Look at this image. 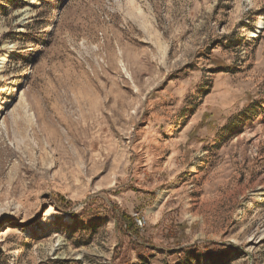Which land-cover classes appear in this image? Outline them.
I'll return each mask as SVG.
<instances>
[{
	"label": "rangeland",
	"instance_id": "obj_1",
	"mask_svg": "<svg viewBox=\"0 0 264 264\" xmlns=\"http://www.w3.org/2000/svg\"><path fill=\"white\" fill-rule=\"evenodd\" d=\"M219 263L264 264V0H0V264Z\"/></svg>",
	"mask_w": 264,
	"mask_h": 264
},
{
	"label": "trees",
	"instance_id": "obj_2",
	"mask_svg": "<svg viewBox=\"0 0 264 264\" xmlns=\"http://www.w3.org/2000/svg\"><path fill=\"white\" fill-rule=\"evenodd\" d=\"M118 221L121 222L122 227H124L126 233H130L137 236L140 234L137 224L131 214L126 212H120L118 215Z\"/></svg>",
	"mask_w": 264,
	"mask_h": 264
},
{
	"label": "built area",
	"instance_id": "obj_3",
	"mask_svg": "<svg viewBox=\"0 0 264 264\" xmlns=\"http://www.w3.org/2000/svg\"><path fill=\"white\" fill-rule=\"evenodd\" d=\"M136 221H137V224L140 226V227H142V226H144L145 225V220H143L142 218H137L136 219Z\"/></svg>",
	"mask_w": 264,
	"mask_h": 264
},
{
	"label": "bare ground",
	"instance_id": "obj_4",
	"mask_svg": "<svg viewBox=\"0 0 264 264\" xmlns=\"http://www.w3.org/2000/svg\"><path fill=\"white\" fill-rule=\"evenodd\" d=\"M260 24L262 25V21L260 22ZM263 26V25H262Z\"/></svg>",
	"mask_w": 264,
	"mask_h": 264
}]
</instances>
